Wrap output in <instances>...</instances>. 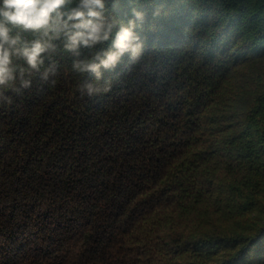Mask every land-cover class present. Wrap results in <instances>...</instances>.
Returning a JSON list of instances; mask_svg holds the SVG:
<instances>
[{
  "label": "trees",
  "instance_id": "trees-1",
  "mask_svg": "<svg viewBox=\"0 0 264 264\" xmlns=\"http://www.w3.org/2000/svg\"><path fill=\"white\" fill-rule=\"evenodd\" d=\"M133 9L139 59L75 71ZM105 14L109 40L79 56L63 33L9 25L16 48L53 47L39 71L14 54L0 85V264H264V0H109Z\"/></svg>",
  "mask_w": 264,
  "mask_h": 264
},
{
  "label": "clouds",
  "instance_id": "clouds-1",
  "mask_svg": "<svg viewBox=\"0 0 264 264\" xmlns=\"http://www.w3.org/2000/svg\"><path fill=\"white\" fill-rule=\"evenodd\" d=\"M109 0H78L75 7L64 13L60 10L69 0H0V85H7L16 79L15 69L12 67V56L22 57L28 67L39 71L44 63L43 54L53 45L47 41L34 40L23 47L16 48L19 37L10 35L9 25L20 27L25 31H41L45 35L50 32L65 37V48L73 51L77 56V49L81 46L91 48L98 43L108 41L116 21L105 14ZM132 19L127 24H120L112 39L111 49L97 53L91 59L76 60L73 68L78 72L94 73L99 79L100 69L114 68L125 53H129L135 62L141 55L143 44L135 29L138 22H143L145 13L133 9ZM24 87L29 81H22ZM107 92L93 83L81 86V94L93 96L101 91Z\"/></svg>",
  "mask_w": 264,
  "mask_h": 264
}]
</instances>
